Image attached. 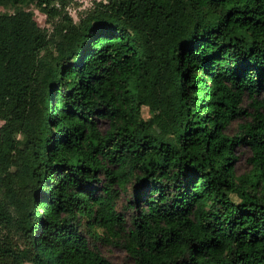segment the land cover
Returning <instances> with one entry per match:
<instances>
[{
	"label": "trees",
	"instance_id": "trees-1",
	"mask_svg": "<svg viewBox=\"0 0 264 264\" xmlns=\"http://www.w3.org/2000/svg\"><path fill=\"white\" fill-rule=\"evenodd\" d=\"M64 1L0 0V264H264V0Z\"/></svg>",
	"mask_w": 264,
	"mask_h": 264
},
{
	"label": "rangeland",
	"instance_id": "rangeland-1",
	"mask_svg": "<svg viewBox=\"0 0 264 264\" xmlns=\"http://www.w3.org/2000/svg\"><path fill=\"white\" fill-rule=\"evenodd\" d=\"M94 1H100V0H65L63 3L64 10L72 16L73 19L78 20L80 17L84 16L88 9L91 7ZM104 1V0H102ZM57 7L62 6V3L57 2ZM26 9H31L34 13V18L37 21L38 25L41 27H46L51 29L50 23L47 22L46 15L40 12L37 7L34 4H31L30 6L25 7ZM13 6H2L0 5V12L8 11L13 12L14 11ZM248 101L244 103L245 106H247ZM142 113L145 117L149 116V111L146 107H143ZM241 122V120H235L229 127L228 132L230 134H233L236 132L238 123ZM2 122L0 121V124ZM100 126L102 129H105L108 126V122L106 119L99 120ZM236 154L238 156L236 160V172L237 174H241L247 170L250 169L251 164L249 162V156L250 152L246 147H238L236 149ZM231 198L238 202L239 198L235 194H230ZM99 250L105 255L107 258H109L111 261L123 263V262H132V259L128 256L127 252L122 249L119 246H113V245H105V244H98ZM30 264V263H25Z\"/></svg>",
	"mask_w": 264,
	"mask_h": 264
}]
</instances>
